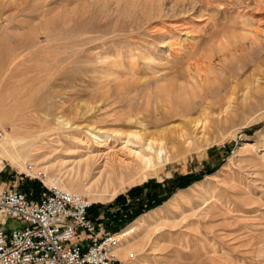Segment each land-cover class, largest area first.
<instances>
[{
  "label": "rangeland",
  "instance_id": "obj_1",
  "mask_svg": "<svg viewBox=\"0 0 264 264\" xmlns=\"http://www.w3.org/2000/svg\"><path fill=\"white\" fill-rule=\"evenodd\" d=\"M0 41L7 53L30 45L27 65H43L32 99L13 89L24 77L0 81V140L27 138L38 149L26 170L0 160V191L39 193L51 186L47 167L66 181L95 157L82 179L93 185L97 157L121 152L123 136L165 134L170 162L91 203L107 231L137 228L136 249L119 259L264 264V0H0ZM6 66L0 60V80ZM29 100L37 111L15 109ZM157 194L164 201L148 209ZM129 206L146 212L131 221Z\"/></svg>",
  "mask_w": 264,
  "mask_h": 264
},
{
  "label": "built area",
  "instance_id": "obj_2",
  "mask_svg": "<svg viewBox=\"0 0 264 264\" xmlns=\"http://www.w3.org/2000/svg\"><path fill=\"white\" fill-rule=\"evenodd\" d=\"M43 183L39 193L0 191V264H127L116 255L121 233L92 219L86 197Z\"/></svg>",
  "mask_w": 264,
  "mask_h": 264
},
{
  "label": "bare ground",
  "instance_id": "obj_3",
  "mask_svg": "<svg viewBox=\"0 0 264 264\" xmlns=\"http://www.w3.org/2000/svg\"><path fill=\"white\" fill-rule=\"evenodd\" d=\"M1 45H2V43L0 41V47H1ZM29 46L30 45H28V44H25L23 46L18 45V48L11 51L12 53H7L6 51L0 50V60L8 59V66H6V71H4V69H3V71H4L3 75H2L3 78L0 80L2 83L1 85H4L5 83H10L11 78L15 79V77H13V75H16V79H18L19 77H21V79H22V77H24L22 81L18 80L19 82H17V83L16 82L14 83V81L12 80V83H14V85L16 87L15 88L13 86V89H15V90L18 89L20 92L17 91L18 92L17 95H19V97L23 96V99H24V96H27V95H28L27 97H29V95H30L29 99H32L34 94H37V92L35 93V92H33V90L29 89L30 88L29 86H31V84L35 81L34 79L37 80L38 78H40L39 76L42 75V74L41 75L39 74V76L36 75V73H38V71L40 70L39 69L40 66L34 68L32 66H28L29 64L27 65V62H30V60H29L30 56L26 55V54L24 55V52H25V50L28 49ZM41 54H44V53H41ZM42 57H43V55L41 56V58ZM35 58L34 59L31 58V59L35 60ZM40 60H42V59H40V57H39V61ZM32 62H34V61H32ZM3 64L4 63H2L1 66H3V68H4ZM41 64H43V63H41ZM42 66L43 65H41V67ZM0 71H1V69H0ZM51 75H52V73H51ZM45 76H47V75H45ZM25 81H27V82H25ZM29 83H31V84L29 85ZM36 83H37V81H36ZM35 89L37 90L38 88L35 87ZM27 97H25V98H27ZM192 97H193V95H192ZM20 98H19V100H20ZM11 100H14V99L11 97ZM2 103H3V106L5 107V105L10 103V100L8 102V100L6 99V101H4ZM13 103L16 104L17 102H13ZM10 106H11V104L9 106H7V108L12 109ZM16 106H17V104H16ZM16 106H13V108ZM37 106L38 105L35 102L31 103L29 100L28 102L22 103L20 106H17L15 109L17 110V108L20 107L21 112H24V113L25 112H33V111H37V109H38ZM20 109L18 108L19 111H20ZM192 123H194L195 126L198 127V130H200L199 128L204 129L206 127V122L204 123L201 120H196V121H193ZM152 135H149V134L142 135L139 133H130L129 135L123 136L121 138L124 141V143H123L124 146L122 147L121 152L115 153V154H113V152H112V154L107 153L103 156H98L97 158L102 157L101 159L103 161H102V165L100 163V166L98 167L99 170H98L97 179L95 178L96 183L95 184L93 183V185L92 184L91 185L86 184V182H84L82 179L88 177L91 174V172L94 170V163H96L98 161L95 157L79 162L76 165L73 172L70 174H67L68 176H65V177H67L66 181H64L62 179L61 172H60L61 169L58 170L55 165L54 166L52 165V167H51L52 169H49L47 167L46 168L47 171L49 170L53 174L51 176H48V174L46 175L47 176V183L51 186H55V187L60 188L64 191H67L69 193H74V194H78L81 196L88 197L90 203H93L95 201L113 200L119 191L118 189L122 186V184L127 179L129 181L130 180L134 181L135 177H137V175L139 173H141L142 170H144L146 168H150V169L155 168L156 162H158V164H161V165H166L168 162L171 161V159H172L171 149H169L167 143L164 142L165 141V134L163 136L164 140L160 139V141L156 140L154 138L155 135L154 136H152ZM99 137H100L99 138L100 140L104 139L106 141L105 138L109 137V136H101L100 135ZM2 139L3 140H0V160L1 161L5 160L8 162H11L14 167L19 168L21 171L26 170V163L34 157L33 153L36 152L37 148L34 150L35 143L31 142L30 140H29L30 141L29 142L27 138L13 139L10 137H5ZM105 141H103V142H105ZM123 150H127L129 152V156L133 157L132 161H127L126 159H128V158L124 159V158L120 157V154L121 155L123 154L122 153ZM96 168L97 167H95V169ZM34 171H35V169L33 168V172ZM62 175H64V174H62ZM117 182L119 185L117 184ZM144 217L145 216H142L140 218V220L137 221L138 222L137 224L140 225L142 223V220ZM137 227H139V226H137ZM136 230H137V228L131 227L119 235L121 243L116 250V255L118 256V258L121 259V258L125 257L128 249H132V250L136 249L135 248L136 246H134L133 242H132V240H134V238H132V237L136 233Z\"/></svg>",
  "mask_w": 264,
  "mask_h": 264
},
{
  "label": "trees",
  "instance_id": "obj_4",
  "mask_svg": "<svg viewBox=\"0 0 264 264\" xmlns=\"http://www.w3.org/2000/svg\"><path fill=\"white\" fill-rule=\"evenodd\" d=\"M188 179V180H187ZM186 180L187 181H185L184 183H182L181 185H179V186H172V187H170V189H169V191H168V193H173L176 189H178V187H180V188H185V187H187L192 181H190L189 180V178H186ZM137 190H139V189H136V191ZM38 193V192H37ZM130 194H132L133 195V191L132 192H130ZM154 197H155V201H153V203H154V205H153V203L151 204V206H149L148 207V209L150 208H154V207H156L157 205H160L164 200L163 199H160L159 198V194H157V195H154ZM125 198L124 197H119L117 200L118 201H121V200H124ZM129 208H130V210H129V212H128V214H129V219L131 220V221H133L135 218H137V217H139L140 215H142V214H144L145 212H146V209L145 208H143L142 206H140L139 208H137V209H135V208H133V207H131V206H129Z\"/></svg>",
  "mask_w": 264,
  "mask_h": 264
}]
</instances>
